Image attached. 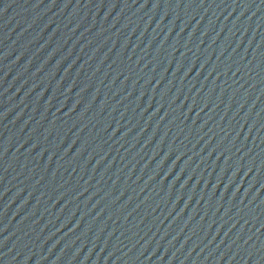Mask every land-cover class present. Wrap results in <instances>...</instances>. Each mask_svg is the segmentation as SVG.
Segmentation results:
<instances>
[{
    "label": "water",
    "instance_id": "obj_1",
    "mask_svg": "<svg viewBox=\"0 0 264 264\" xmlns=\"http://www.w3.org/2000/svg\"><path fill=\"white\" fill-rule=\"evenodd\" d=\"M0 264H264V0H0Z\"/></svg>",
    "mask_w": 264,
    "mask_h": 264
}]
</instances>
